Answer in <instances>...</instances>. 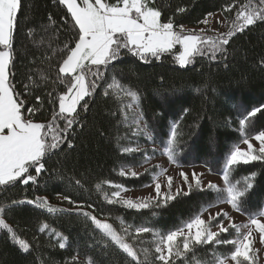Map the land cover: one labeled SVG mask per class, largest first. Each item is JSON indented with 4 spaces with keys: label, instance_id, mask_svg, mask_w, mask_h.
Wrapping results in <instances>:
<instances>
[{
    "label": "trees",
    "instance_id": "16d2710c",
    "mask_svg": "<svg viewBox=\"0 0 264 264\" xmlns=\"http://www.w3.org/2000/svg\"><path fill=\"white\" fill-rule=\"evenodd\" d=\"M115 2V0H109ZM151 6L162 12V22L171 18L177 26L193 28L209 13L221 11L232 20L235 10L224 12L226 5L259 6V0H150ZM178 8L185 9L177 12ZM66 9L56 0H22L14 38V73L12 83L27 108L38 107L35 96L41 95L45 104L32 118L47 122L52 118V105L47 103V92L58 94L63 86L52 81L53 67L60 59L53 55L72 35L70 21L62 19ZM51 14V20H49ZM31 30L32 35L28 32ZM179 46L159 60L150 58L142 63L138 58L122 52L119 62L107 71L106 81L94 97L88 98L89 110L81 109L84 128L76 127L70 137L72 149L62 150L46 158L47 171L39 185L20 183L0 187V219H3L29 245L23 252L10 239L6 229H0V264H129L131 258L111 245L94 225L81 215L68 212H48L22 200L46 198L52 207H74L63 200L71 196L77 202L94 205L85 208L97 219L109 223L121 235L127 229L131 235L135 228L144 226L154 233L166 234L200 214L218 200L215 189H193L189 196H178L166 206L153 205L148 209H127L120 203H109L110 185L141 188L153 181V167H146L137 177L120 173L126 168L143 165L154 157V148H165L173 125L177 128L175 161L178 166L202 165L211 172L220 173L226 156L240 141L264 130V112L252 118L242 130L239 120L253 108L264 105V22H257L243 33L231 38L227 58L213 62L208 55H197L193 64L181 67L174 61ZM48 75L47 87L25 89L29 77L39 81ZM122 84L138 95V100L117 93L104 92L108 84ZM162 78V79H161ZM131 105L126 109V106ZM115 114V115H114ZM139 120V121H138ZM62 126V125H61ZM151 137V138H149ZM124 148H138V152L125 153ZM254 185L244 197L243 215H258L264 210V162L239 164L230 170L229 179L244 189L248 178ZM34 174V173H33ZM79 179L82 186L75 185ZM108 182V183H106ZM99 185V187H97ZM221 197H219L220 199ZM61 199V200H60ZM17 203H13V202ZM43 229V231H41ZM132 243L143 259L142 250L154 249L153 233L143 234ZM234 229L221 234L222 240L236 238ZM60 243L65 247L61 248ZM232 245H198L186 258H174L177 264H215V259L230 256ZM135 264V262H133ZM256 264L257 261H256Z\"/></svg>",
    "mask_w": 264,
    "mask_h": 264
},
{
    "label": "snow or ice",
    "instance_id": "6c2138e0",
    "mask_svg": "<svg viewBox=\"0 0 264 264\" xmlns=\"http://www.w3.org/2000/svg\"><path fill=\"white\" fill-rule=\"evenodd\" d=\"M66 9L62 18L65 24L69 21L72 35L69 42L64 44L58 52L53 55L59 56L55 68L56 75L53 83L63 86L57 94L55 90L47 92V103L52 105V118L45 122H38L32 117L44 107L45 100L41 95L35 96L38 107L27 108L28 115H25V101L20 99L12 83L14 73V38L18 24V16L22 7V0H0V187H8L16 183L24 186L29 184L39 185L42 174L47 171L46 158L55 155L62 150L64 145L72 149L74 144L72 137L79 126L82 131L81 109L86 114L90 104L88 98L94 97L97 90L106 81L108 69L121 59L122 52H127L138 58L142 63L149 62V59L159 60L163 54L172 53L179 46V51L174 61L181 67L193 64L197 55H208L213 62H218L220 57L227 58V47L230 40L237 34L243 33L250 26L257 22H264V0H259V6L253 7L251 2L247 5L235 3L226 5L224 12L235 10V20L228 26V30L215 36H205L204 30L199 33L189 31L183 25L177 26L169 18L168 22H162L160 9L151 6L150 0H56ZM185 9L178 8L177 12ZM208 15H211L209 13ZM51 20V14H49ZM207 17L201 23H207ZM28 35L32 32L29 30ZM264 63V60H262ZM162 79V78H161ZM30 84L25 89L39 90L47 87L49 77L42 75L40 80L29 77ZM115 89L117 93L130 96L138 100V95L130 91L122 84H108L104 95H109V90ZM131 105L126 106L130 108ZM264 112V105L253 108L239 120L241 129L252 122V118L258 113ZM115 115V114H114ZM62 125V126H61ZM151 138V137H149ZM177 128H171V136L164 148L169 161H175V150L177 147ZM252 140L259 142L256 148ZM246 149L235 147L226 156L222 169L224 187L218 188L216 184L208 183L207 189H216L218 194L226 198V203L233 210L246 213L243 207L244 197L248 190L254 185L251 180L255 177L253 173L246 182L243 190L238 184H233L229 179L230 170L239 164H250L255 161L264 162V130L254 134L252 139L246 135L243 139ZM125 153L138 152V148H124ZM209 171L211 168L209 167ZM34 173V174H33ZM122 176L126 173L121 171ZM132 177H137L136 172H131ZM183 184H186L188 191L180 188L172 193V177L167 178V192L162 193L160 183H155V196H150L143 201L132 199H121L119 191L113 192L114 200L109 203H120L127 209L143 210L155 205L166 206L169 201L175 200L178 196H189L193 189L205 191L201 184L200 176L195 172L189 180L188 173L181 172ZM75 185L82 186L79 179L74 181ZM108 183V182H106ZM99 187V185H97ZM117 188L121 187L116 185ZM63 200L69 205V209L52 207L46 198L37 197L35 200H22L18 203L32 204L39 208H47L48 212H68L69 214L81 215L94 225V230L102 233L111 245L118 248L123 254L131 258L129 264H177L174 258L184 257L198 245H232L234 250L230 256L217 257L215 264H227L229 260L235 264H256V257L252 248L254 243L253 230L260 235V242L264 244V220L249 214L247 225H237L227 212L221 210L209 219L204 220L197 214L181 227L170 230L166 234L154 233L149 227H136L135 234L131 235L127 229L125 235L119 234L111 224L102 222L92 215L85 208H94V205H86L77 202L71 196H63ZM219 200V196H218ZM14 204L17 202H13ZM258 215L264 217V210ZM221 216L228 218V224L221 221L212 230V223L219 220ZM254 226V229H253ZM247 228V231H241ZM0 229H6L10 239L19 246L23 252H28L30 245L20 239L15 231L3 220L0 219ZM186 229V230H185ZM230 229L236 232V238L222 240L221 234L229 233ZM43 231V229H41ZM145 233H153L154 249L150 253L147 248L143 249V259L136 247L127 242L126 236L131 235L132 240L137 243ZM64 248L65 244L60 243ZM72 264H77L73 258Z\"/></svg>",
    "mask_w": 264,
    "mask_h": 264
},
{
    "label": "rangeland",
    "instance_id": "374dc122",
    "mask_svg": "<svg viewBox=\"0 0 264 264\" xmlns=\"http://www.w3.org/2000/svg\"><path fill=\"white\" fill-rule=\"evenodd\" d=\"M253 7H256L253 5ZM235 20L233 18L232 20L227 19L224 14L219 11L216 13H212L211 15L207 16V23H200L199 25L189 28L185 27L189 31H195L197 33L200 32L201 29L204 30V35L205 36H215L221 32H225L228 30V26ZM139 121V120H138ZM254 135L248 137L249 139H252ZM243 141V140H242ZM240 141L237 145H235L232 149L235 147H241L246 149L247 146L243 144V142ZM253 145L256 148H259V142L252 140ZM148 148H154L155 152H153L154 157H151L143 167L140 165H136L133 167L126 168L124 172L126 174L131 175V172H136L140 173L143 169L146 167L150 166L153 167L151 170L153 172V181L141 188H126V187H119L117 188L115 184L110 185L112 187V193L119 191L121 199H132L134 201H143L146 198L150 196H155V183H160L162 186V193L167 192V183L168 180L167 178L169 176L172 177V193L175 194L176 189L180 188L183 191H188V187L186 184H183L182 178L180 176L181 172L188 173L189 175V180L191 181V175L193 172H195L197 175L200 176L201 184L204 187H207L208 183L211 182L213 184H216L218 188H223L224 187V181L222 179V171L220 173H213L209 170H207L206 167L202 165H194V166H178L176 163L173 161H169L166 154L164 153V148H159L157 146H154L150 144ZM231 149V150H232ZM120 186V185H119ZM216 191V189H215ZM112 193L109 195V200H114L115 198L112 196ZM216 195L221 197L219 200H217L215 203H213L211 206L206 207L199 215L204 220H208L209 216L212 215L214 216L217 212H220L223 210L224 212L228 213V216L232 218V220L237 224V225H247L249 222V216L243 215L240 212H236L231 208L229 204L226 203V198L218 194L216 191ZM61 200V199H60ZM257 218H260L264 220V217H260L259 215H256ZM223 222L225 226L228 224V218L221 216L219 220L214 221L212 223V230L216 231L217 230V225L220 222ZM104 222V221H102ZM254 229V226H253ZM186 230V229H185ZM241 231H247V228H242ZM159 238H156L158 240ZM253 240L254 243L252 245L256 261L258 264H264V244H261L260 242V235L257 231L253 230ZM227 264H235V262L229 260Z\"/></svg>",
    "mask_w": 264,
    "mask_h": 264
}]
</instances>
